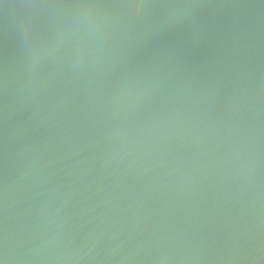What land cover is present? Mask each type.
<instances>
[{
    "label": "water",
    "instance_id": "95a60500",
    "mask_svg": "<svg viewBox=\"0 0 264 264\" xmlns=\"http://www.w3.org/2000/svg\"><path fill=\"white\" fill-rule=\"evenodd\" d=\"M0 264H264V0H0Z\"/></svg>",
    "mask_w": 264,
    "mask_h": 264
}]
</instances>
